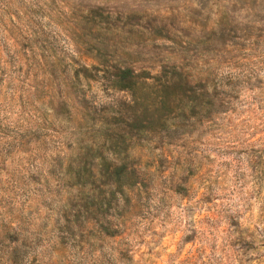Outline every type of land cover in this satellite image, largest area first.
Listing matches in <instances>:
<instances>
[{
	"label": "rangeland",
	"instance_id": "obj_1",
	"mask_svg": "<svg viewBox=\"0 0 264 264\" xmlns=\"http://www.w3.org/2000/svg\"><path fill=\"white\" fill-rule=\"evenodd\" d=\"M0 264H264V0H0Z\"/></svg>",
	"mask_w": 264,
	"mask_h": 264
}]
</instances>
